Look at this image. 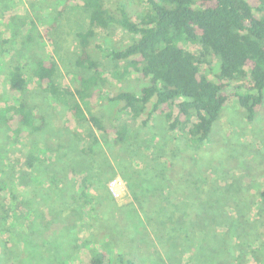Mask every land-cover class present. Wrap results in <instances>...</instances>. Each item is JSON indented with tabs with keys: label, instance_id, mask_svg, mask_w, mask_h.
Here are the masks:
<instances>
[{
	"label": "rangeland",
	"instance_id": "374dc122",
	"mask_svg": "<svg viewBox=\"0 0 264 264\" xmlns=\"http://www.w3.org/2000/svg\"><path fill=\"white\" fill-rule=\"evenodd\" d=\"M74 1L0 0V93L5 96L0 106V209L3 205L9 220V230L0 231V245L7 242L4 251L0 247V264H87L90 250L105 248V237L114 253L127 250L145 259L139 264H264V104L250 121L236 100L228 101L210 142L197 152L183 149L184 135L169 131L161 114L145 125L146 116L133 119L124 113L129 142L110 150L87 118L71 112L69 101L78 98L48 94L30 67L25 68V93H10V65L31 62L35 54L56 61L55 81L62 89L73 90L77 76L92 75L76 63L77 33L87 29L89 17L83 0ZM130 2L143 11L138 0ZM11 20L15 38L6 32ZM96 30L97 40L107 47L121 48L132 40L117 27ZM90 51L102 64L108 89L103 97L80 101L86 115L92 112L110 123L114 106L107 98L122 88L138 89L140 78L121 75V68L94 44ZM212 66L210 71H216L218 65ZM23 98L45 115L41 130L17 133V120L5 123L12 115L5 108ZM94 136L104 151L87 154ZM32 151L38 165L28 171ZM106 151L116 171L111 178L105 173ZM76 193L82 196L74 200Z\"/></svg>",
	"mask_w": 264,
	"mask_h": 264
},
{
	"label": "trees",
	"instance_id": "16d2710c",
	"mask_svg": "<svg viewBox=\"0 0 264 264\" xmlns=\"http://www.w3.org/2000/svg\"><path fill=\"white\" fill-rule=\"evenodd\" d=\"M138 1L144 6L143 11L134 9L130 0H83L89 24L86 30L77 33L80 50L76 63L90 69L92 75L77 76L73 90L69 87L62 89L55 81L58 65L53 58L35 54L31 56V62L16 60L10 65V93H25V68L30 67L48 94L78 98L69 101L71 112L80 120L87 118L103 134L110 150L129 142V127L122 119L124 113L133 119L146 116L142 119L145 125L154 114H161L168 121L169 131L179 130L184 135L183 149L193 148L196 152L210 142L213 125L228 101L236 100L246 118L253 120L264 104V0ZM18 18L21 24H25L23 17ZM13 23L12 20L8 22L6 32L10 31L15 38L17 33ZM111 27L128 33L131 42L121 48L103 45L97 40L96 29ZM92 44L116 68H121V75L137 74L140 78L138 89L122 88L107 98L114 106L115 121L110 123H106L101 115L92 112L86 115L81 104L88 98L103 97V91L108 89H104L107 79L103 77L102 64L91 54ZM187 44L199 45L200 49L187 48ZM213 62L218 67L212 72ZM142 80L146 82L143 85ZM4 97L0 93V106ZM176 99L180 101L174 104ZM4 111L12 114L4 119L7 126L15 120L19 122L17 133L24 129L28 133L36 132L46 123L45 115L36 113L35 105L25 98L18 105H8ZM99 149L104 151L100 139L94 136L87 154H96ZM106 161H109L107 151ZM26 163L28 171L38 165L33 151L28 154ZM107 165L105 173L108 178L114 177L115 168L110 162ZM54 180L52 177L51 182ZM79 196L82 195L74 194V200ZM83 197L84 204L89 203V198ZM8 221L2 205L1 232L9 230ZM1 242L4 241L0 238ZM6 243L0 245L3 251ZM103 245L102 250H90L91 258L87 264L146 262L145 259L140 261L136 252L120 250L114 253L107 237ZM137 251L144 253L145 248Z\"/></svg>",
	"mask_w": 264,
	"mask_h": 264
},
{
	"label": "built area",
	"instance_id": "2783aa9c",
	"mask_svg": "<svg viewBox=\"0 0 264 264\" xmlns=\"http://www.w3.org/2000/svg\"><path fill=\"white\" fill-rule=\"evenodd\" d=\"M110 190L114 194V196L118 195V192H116L115 189L112 186H110Z\"/></svg>",
	"mask_w": 264,
	"mask_h": 264
},
{
	"label": "crops",
	"instance_id": "0c3cea01",
	"mask_svg": "<svg viewBox=\"0 0 264 264\" xmlns=\"http://www.w3.org/2000/svg\"><path fill=\"white\" fill-rule=\"evenodd\" d=\"M21 17V16H20ZM3 40H7V39H3ZM18 105V104H17Z\"/></svg>",
	"mask_w": 264,
	"mask_h": 264
}]
</instances>
